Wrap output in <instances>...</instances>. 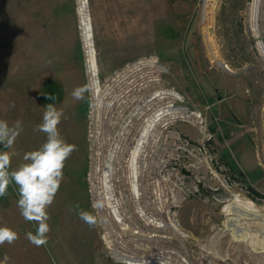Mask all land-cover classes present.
Segmentation results:
<instances>
[{"label": "rangeland", "instance_id": "obj_1", "mask_svg": "<svg viewBox=\"0 0 264 264\" xmlns=\"http://www.w3.org/2000/svg\"><path fill=\"white\" fill-rule=\"evenodd\" d=\"M131 1L132 58L116 65L104 88L95 65L101 87L95 95L76 0H0V119L20 120L24 129L11 149L0 144V151L12 153L15 169L46 141L33 129L42 122L50 84L62 96L55 104L64 111L61 136L76 145L48 209L46 245L26 239L37 225L20 215L17 187L0 198V226L19 234L0 246V260L125 264L114 249L159 264H264L260 248L233 239L223 211L235 196L264 208V0H213L211 9L209 0ZM94 3L87 0L89 20ZM86 85V111L77 120L82 101L71 92ZM170 105L189 116L155 124L136 156L135 195L131 152L144 121ZM111 154L108 199L103 173ZM96 201L99 210L92 208ZM77 204L96 216L94 227L78 217ZM240 224L264 238V217Z\"/></svg>", "mask_w": 264, "mask_h": 264}, {"label": "clouds", "instance_id": "obj_2", "mask_svg": "<svg viewBox=\"0 0 264 264\" xmlns=\"http://www.w3.org/2000/svg\"><path fill=\"white\" fill-rule=\"evenodd\" d=\"M91 86L77 87L71 92L76 101L84 100L85 92ZM47 99L55 101L54 95ZM42 122L35 126L34 131L46 134V141L36 150L26 152L23 156L25 163L17 168L11 167L12 153L0 151V198L9 195L10 185H15L18 191L17 208L20 215L27 222H34L35 232H27L26 239L37 246L46 245L48 233L51 231L48 221L49 207L53 204L63 180L65 161L76 150V145L67 143L59 131L58 125L64 118L63 109L57 108L54 103L44 107ZM22 121L16 120L11 125L8 121L0 119V144L5 149H11L16 139L23 132ZM92 208L99 210L102 204L93 202ZM78 217L89 227L97 224V218L91 212L75 207ZM19 238V234L8 226H0V246L5 243L11 245ZM10 257L4 256L0 264H9Z\"/></svg>", "mask_w": 264, "mask_h": 264}, {"label": "bare ground", "instance_id": "obj_3", "mask_svg": "<svg viewBox=\"0 0 264 264\" xmlns=\"http://www.w3.org/2000/svg\"><path fill=\"white\" fill-rule=\"evenodd\" d=\"M212 1L213 0L208 1L209 9H211ZM78 14H79V20H80L79 24H80L81 37H82V41L85 45V47L83 49H84V54H85V59H86V69H87V72L89 73V75L91 76L93 93L95 95H98L101 91V87L98 84L97 79H96V69H95L96 64H94V54H93V49H92L93 46H92V41H91L92 40V29L90 28V26H91L90 22H89L90 20H89L88 14L86 12L85 0H79ZM218 60L223 65V67L226 68V65L223 64L222 60L220 58H218ZM160 95H161V93L156 95V96L160 97ZM170 95L173 98L180 100V96L176 95L175 93H170ZM142 108L143 107H141L140 109H142ZM183 108H181V107L179 108V107H175L173 105H170V106H167L165 108L159 109L157 112L150 115L144 121L143 131H142V133H140L138 146H137V148H135L131 152L132 159L130 161V166L133 170V177L131 179L130 184H131V190L133 191V193H135V195H137L138 191H139V189H137L136 183L134 182V178L135 179L137 178V164H136L135 160H136L137 154L140 152L139 150L141 149L140 148L141 145H143L144 142L147 141V138L150 137L149 135H150V132L153 130V127L162 117H165L168 115L169 116L175 115V114H184V115L187 114L188 113L187 109H185V108L183 109ZM188 116H189V113H188ZM112 157H113L112 154L108 157V162L106 163L105 171L103 173V183H104V187H105L106 196L108 199L113 196V190L109 186L110 184L108 185V182L110 179L109 178L110 172H113V166L111 164ZM135 198H136V196H135ZM108 204L114 213L115 219H117V221L121 222L122 218H121L116 206L113 205L114 203H111L110 201H108ZM223 211L225 214V220L228 223V228L231 231L232 235L234 236L233 239L239 240V241L248 239L247 240L248 245H250L254 249L260 248V250H262V252H264V238L259 239L260 236L258 235L257 232L250 231L249 228L244 226L247 223L243 222L244 225L240 224L242 220H252V219H258L260 217H264V208L261 209L258 206L254 205L253 203L246 201L239 196H235V198L232 202H230L224 206ZM138 212L140 214H142L141 210ZM148 220H147V222H149ZM154 224L156 226L161 227V224L158 222H155ZM262 227H264V225ZM251 239L253 241H251ZM106 242H107V245L110 246L109 241L106 240ZM111 251H112L111 252L112 256L114 257V259L116 261L123 262L125 264H159V262H157L156 260L142 261V260H138L135 258L127 257L123 254H120L118 251H116L114 249H111ZM161 264H164V263H161Z\"/></svg>", "mask_w": 264, "mask_h": 264}, {"label": "crops", "instance_id": "obj_4", "mask_svg": "<svg viewBox=\"0 0 264 264\" xmlns=\"http://www.w3.org/2000/svg\"><path fill=\"white\" fill-rule=\"evenodd\" d=\"M91 29L94 59L98 73L116 72L117 64L132 58V1L94 0Z\"/></svg>", "mask_w": 264, "mask_h": 264}, {"label": "flooded vegetation", "instance_id": "obj_5", "mask_svg": "<svg viewBox=\"0 0 264 264\" xmlns=\"http://www.w3.org/2000/svg\"><path fill=\"white\" fill-rule=\"evenodd\" d=\"M115 74L116 73L113 72L111 74V76H114ZM98 76L101 79V82H102V84H101L102 86L101 87H103V88L104 87H107V84L106 83H107L108 79H112L111 77H108V74H104V73H98ZM51 85L52 84H50L49 88H47V91H46V94H45L44 104H46V105L49 104V103L57 104L59 101L62 100V96H60V95L58 96V92L55 91L56 89L54 90L52 88L53 85L52 86ZM102 91H103V89H102ZM48 95H54L56 97L55 101L47 99V96ZM85 111H86V104H84L83 101H82L81 104L76 109V112H75L76 119L77 120L83 119L84 118ZM129 114H130L129 115V117H130L129 122H131V127H132L133 126L132 125V123H133V121H132L133 111L130 112ZM130 135H132V130L130 132Z\"/></svg>", "mask_w": 264, "mask_h": 264}, {"label": "built area", "instance_id": "obj_6", "mask_svg": "<svg viewBox=\"0 0 264 264\" xmlns=\"http://www.w3.org/2000/svg\"><path fill=\"white\" fill-rule=\"evenodd\" d=\"M76 2H77V6H78V3H79V0H76ZM85 3H86V9H87V0L85 1ZM78 9V8H77ZM78 12V11H77ZM86 12H87V14H88V11L86 10ZM88 17H89V14H88ZM89 19H90V17H89ZM84 57H85V54H84Z\"/></svg>", "mask_w": 264, "mask_h": 264}]
</instances>
